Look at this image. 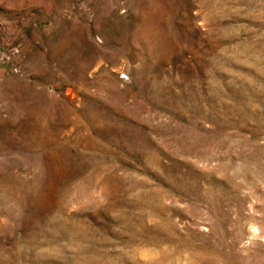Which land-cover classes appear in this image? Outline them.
I'll return each mask as SVG.
<instances>
[{
    "label": "rangeland",
    "instance_id": "rangeland-1",
    "mask_svg": "<svg viewBox=\"0 0 264 264\" xmlns=\"http://www.w3.org/2000/svg\"><path fill=\"white\" fill-rule=\"evenodd\" d=\"M0 264H264V0H0Z\"/></svg>",
    "mask_w": 264,
    "mask_h": 264
}]
</instances>
